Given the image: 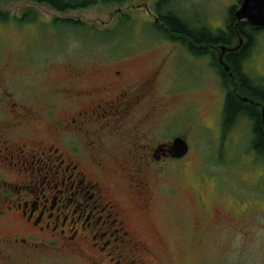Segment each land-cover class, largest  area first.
<instances>
[{"label": "rangeland", "instance_id": "obj_1", "mask_svg": "<svg viewBox=\"0 0 264 264\" xmlns=\"http://www.w3.org/2000/svg\"><path fill=\"white\" fill-rule=\"evenodd\" d=\"M242 1L172 0V8L191 27L216 33L225 29L231 9L239 8ZM158 2L127 0L59 12L29 0H0V13L7 15L0 19V81L23 87L35 106L46 102L66 66L89 71L126 64L137 76L160 71L155 94L162 109L151 116L147 128L155 130L158 142L186 138L192 152L179 166L155 169L162 170L164 177L154 178L161 199L152 213L153 224L136 219L151 260L154 264H264V162L252 149L248 119L231 130L224 128L227 90L217 64L222 46L202 58L193 56L182 41L154 28ZM63 21L81 26H66ZM243 70L264 85V32L243 62ZM229 79L233 90L235 77ZM142 130L144 135L136 133V141L147 135ZM128 133L124 131L130 137ZM177 170L183 174L179 176ZM17 220L0 219V237L20 232L8 224ZM197 226L201 229L195 230ZM0 264L89 263L43 250L29 255L4 244Z\"/></svg>", "mask_w": 264, "mask_h": 264}, {"label": "flooded vegetation", "instance_id": "obj_2", "mask_svg": "<svg viewBox=\"0 0 264 264\" xmlns=\"http://www.w3.org/2000/svg\"><path fill=\"white\" fill-rule=\"evenodd\" d=\"M247 23L256 33L222 51L219 66L244 47L247 57L253 51L264 27ZM133 72L126 64L89 71L66 66L46 102L35 106L23 87L0 81V219L18 217L8 224L20 230L0 237V247L29 255L65 253L89 264H154L136 219L153 224L161 199L154 178L164 177L155 169L183 164L192 150L186 138L176 137L188 143L189 152L174 158L175 139L158 142L155 130L147 128L162 109L155 94L161 72ZM248 104L263 115L261 102ZM140 127L151 134L136 141V133L144 135Z\"/></svg>", "mask_w": 264, "mask_h": 264}, {"label": "trees", "instance_id": "obj_3", "mask_svg": "<svg viewBox=\"0 0 264 264\" xmlns=\"http://www.w3.org/2000/svg\"><path fill=\"white\" fill-rule=\"evenodd\" d=\"M38 4H47L59 12L70 10L85 9L91 6L104 4H120L127 0H29ZM172 0H159L156 6L158 22H155L154 28L184 43L189 53L195 55H208L210 50L214 51L215 47L222 46L233 47L240 46L241 40H245L248 34L253 32L252 27L247 22H239L236 17L238 6L233 7L227 19L225 29H220L212 33L207 29H196L191 27L180 15L172 8ZM7 15L0 13V19H5ZM63 24L70 27L79 28L78 22L63 21ZM116 32V31H115ZM94 33H97L94 31ZM113 33V32H112ZM110 33H106L108 35ZM222 50V49H221ZM248 48L242 52L229 55L226 59L230 71L227 72L224 66H219L221 75L224 77V87L227 90L225 107H224V128L231 130L243 118L253 123V141L252 149L258 159L264 162V119L261 108L251 106L248 102H243L239 93L248 97L250 100L261 102L264 106V85L251 79L243 70V62L247 59ZM214 56V52H211ZM224 67V68H223ZM230 74V75H229ZM235 77V89L231 90L232 78ZM233 77V78H234ZM234 85V84H233Z\"/></svg>", "mask_w": 264, "mask_h": 264}, {"label": "water", "instance_id": "obj_4", "mask_svg": "<svg viewBox=\"0 0 264 264\" xmlns=\"http://www.w3.org/2000/svg\"><path fill=\"white\" fill-rule=\"evenodd\" d=\"M236 17L239 22L247 21L255 27H264V0H243L240 7L236 10ZM226 50V47L222 48L223 52ZM221 64L225 67L227 72L230 71V68L226 63L221 61ZM242 100L244 102L251 101L248 98ZM170 150L174 158H183L189 152V145L184 139L177 138L174 140Z\"/></svg>", "mask_w": 264, "mask_h": 264}]
</instances>
